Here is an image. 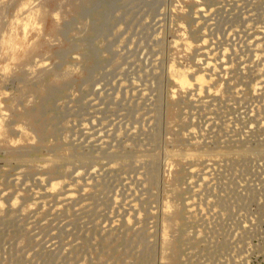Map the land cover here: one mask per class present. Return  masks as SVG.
<instances>
[{
	"label": "rangeland",
	"instance_id": "rangeland-1",
	"mask_svg": "<svg viewBox=\"0 0 264 264\" xmlns=\"http://www.w3.org/2000/svg\"><path fill=\"white\" fill-rule=\"evenodd\" d=\"M261 23L264 0H0V264H264Z\"/></svg>",
	"mask_w": 264,
	"mask_h": 264
},
{
	"label": "bare ground",
	"instance_id": "bare-ground-1",
	"mask_svg": "<svg viewBox=\"0 0 264 264\" xmlns=\"http://www.w3.org/2000/svg\"><path fill=\"white\" fill-rule=\"evenodd\" d=\"M228 1V0H227ZM241 2V1H240ZM241 4V3H240ZM236 5V4H235ZM238 6V5H237ZM250 7H252V6H250ZM249 7V8H250ZM209 8V7H208ZM206 9V8H205ZM203 10L202 9V7L200 8V10H202V12H203V14H202V16H200V17H206L208 14V12H209V10ZM210 9V8H209ZM243 9H244V7H243ZM251 9V8H250ZM237 11H238V9H236ZM252 10V9H251ZM251 10H249V11H251ZM211 11V10H210ZM201 12V11H200ZM239 12V11H238ZM243 12V14H242V16H244V14H246V13H248L247 12V10H245V11H242ZM241 12V13H242ZM199 13V12H198ZM210 14V13H209ZM213 15V14H212ZM248 15V14H247ZM251 15V14H250ZM250 15H248L247 17H250ZM199 17V16H198ZM245 17V16H244ZM242 18V17H241ZM158 19V18H157ZM197 20V19H196ZM17 21V20H16ZM204 22V21H203ZM263 23V22H262ZM261 23V26H258V27H256V28H258V29H260L261 31H259V34H257V35H252L251 33V35H249V33H247L246 31H244V34H243V36H242V38L239 40V46L240 47H251V49H253L252 47L253 46H259L260 44L259 43H261V37H259L260 36V34H261V32H264V31H262L263 29H264V25ZM245 25V22H243L242 24H240L241 26H244ZM232 25H234V24H232ZM246 29H247V31H251L250 29H251V25H249V24H247L246 26ZM255 27V26H254ZM232 28V27H231ZM238 28V27H237ZM242 28V27H241ZM233 29V28H232ZM254 29V28H253ZM233 30H235V32H237L236 30L237 29H233ZM230 33L231 32H233V36H234V31H231V29H230V31H229ZM258 32V31H257ZM242 33V32H241ZM227 34V33H226ZM240 34V33H239ZM231 35V34H230ZM262 35V34H261ZM232 36V37H233ZM227 37H229L228 36V34H227ZM206 38V37H205ZM230 39V38H229ZM186 41V40H185ZM203 41H206V39H204ZM260 41V42H259ZM11 42V41H10ZM9 42V43H10ZM16 43V42H15ZM189 43V42H188ZM188 43L187 42H184L183 44L187 47V46H189L188 45ZM258 43V44H257ZM190 44V43H189ZM204 44V43H203ZM262 44H264V43H262ZM15 45V44H14ZM13 47V46H12ZM185 47V48H186ZM189 48V47H188ZM239 48V47H238ZM256 48V47H255ZM13 49V48H12ZM208 49V48H207ZM8 50H10V49H8ZM221 50V49H220ZM209 51H210V48H209ZM222 51H223V48H222ZM243 51V50H242ZM255 51V50H254ZM254 51H252V52H254ZM251 52V53H252ZM261 52V51H260ZM221 53V52H220ZM223 53H225V50L223 51ZM254 53H256V52H254ZM262 53H264V50H262ZM206 54V53H205ZM207 54H211V53H207ZM246 54H247V52H246ZM264 55V54H263ZM71 56V55H70ZM143 56V55H142ZM204 56V55H203ZM206 56V55H205ZM208 56V55H207ZM213 56V55H212ZM249 56H251V54L249 55ZM254 56H259V54L257 55H254ZM210 57V56H209ZM214 57V56H213ZM212 57V58H213ZM217 57V56H216ZM252 57V56H251ZM256 57V58H257ZM203 58V57H202ZM211 58V57H210ZM215 58V57H214ZM213 58V59H214ZM220 58V57H219ZM249 58V57H248ZM217 59V58H216ZM215 59V60H216ZM251 59V58H250ZM148 60V59H147ZM203 60V59H202ZM217 61H219V59H217ZM217 61H216V64H217ZM215 62V61H214ZM221 62V61H220ZM219 63V62H218ZM241 64V63H240ZM203 65H205V68L207 69L208 67H212L213 66V64H212V62L211 61H205L204 62V64ZM7 66V65H6ZM45 66V65H44ZM4 67V66H3ZM214 67V66H213ZM238 67V66H237ZM241 67V66H240ZM218 68V67H217ZM220 68V67H219ZM245 69V68H244ZM203 73V72H202ZM211 73V72H210ZM169 74H170V76H171V78H172V80H174V82L176 83V85L178 86V88L181 90V91H183L184 89H186L187 87H186V85H185V81L187 80V82H188V92L189 93H191V97H194L195 98V96L196 97H199V94L200 93H207V92H210L209 90V88H208V81L205 79V77L203 76V75H199V76H197L196 75V77L193 79V80H190V79H188V77H187V74L185 75V80L183 79V71L182 70H179V69H177V70H173V69H170L169 70ZM208 75V74H207ZM212 75V74H211ZM208 77L210 78V76L208 75ZM208 78V80H209V82H210V79ZM262 79H260V81H259V83L257 82V85H255L254 87H253V90H255V89H261V91H262V89H264V79L261 81ZM211 84V83H210ZM128 86V85H127ZM210 86V85H209ZM140 89V88H139ZM126 91V90H125ZM142 91V90H141ZM183 92H185V91H183ZM143 94V93H142ZM141 94V95H142ZM194 101V100H193ZM198 102V101H197ZM1 116V115H0ZM36 119V117H31V120H35ZM27 120V119H26ZM117 120V119H116ZM23 121V120H22ZM113 122V121H112ZM119 122V121H118ZM23 123V122H22ZM117 123V122H116ZM115 123V124H116ZM1 125V124H0ZM86 125V124H85ZM250 126V125H249ZM264 126V125H263ZM1 129V128H0ZM22 129V128H21ZM87 129V128H86ZM100 129V128H99ZM108 129H110V128H108ZM20 130V129H19ZM25 130V129H24ZM128 130V129H127ZM84 131H86V130H84ZM90 131V130H89ZM117 131V130H116ZM20 132H22L23 133V129L22 130H20ZM109 132V131H108ZM118 133H120V132H118ZM38 134H39V137L40 138H43L44 137V134H45V128H43L41 125L38 127ZM101 131H98V132H95V134L93 133L92 135H90L91 137L90 138H94V137H96L97 136V138L98 137H100L101 136ZM84 135V134H83ZM112 135V134H111ZM73 136V135H72ZM75 136V135H74ZM34 137V136H33ZM87 137V136H86ZM105 137V136H104ZM104 137H103V139H104ZM60 138V137H59ZM112 138V137H111ZM117 138V137H116ZM17 139V138H16ZM81 140V139H80ZM84 140V139H83ZM91 140V139H90ZM12 141V140H11ZM66 141V140H65ZM61 142V141H60ZM85 142V141H84ZM98 142H100V141H98ZM97 141H96V143H98ZM9 143V142H8ZM16 143H18V142H16ZM102 142H100V144H101ZM82 144H84V143H82ZM81 144V145H82ZM11 146V145H10ZM25 149V148H24ZM28 150V149H27ZM43 150V149H42ZM21 154L22 152L21 151H19V150H14V152L10 155V156H12V155H18V154ZM132 153V152H131ZM61 156V155H60ZM91 156V155H90ZM13 157V156H12ZM72 158V157H71ZM13 159V158H12ZM83 160V159H82ZM39 161V160H38ZM48 161V160H47ZM69 161V160H68ZM18 162V161H17ZM57 162V161H56ZM7 163V162H6ZM43 163H44V161H43ZM79 163V162H78ZM47 164V163H46ZM45 164V165H46ZM67 164V163H66ZM48 165V164H47ZM42 167V166H41ZM96 167V166H95ZM94 167V168H95ZM44 168V167H43ZM212 168V167H211ZM89 169H93V168H89ZM98 169V168H97ZM190 169V168H189ZM188 170V169H187ZM191 170V169H190ZM189 170V171H190ZM87 171V170H86ZM95 171V169H93L92 171H91V173H93ZM106 171V170H105ZM142 171V170H141ZM193 171V170H192ZM96 173V172H95ZM83 174V172H82V170H80V169H76V171L74 172V177L77 179H79V178H82V175ZM189 175V174H188ZM135 176V175H134ZM18 177V176H17ZM136 177V176H135ZM36 178V177H35ZM139 178V177H138ZM83 179V178H82ZM15 180V179H14ZM52 182H54V181H52ZM50 183V185H49V190H52L55 186H57L58 184H59V182L57 181V182H54V183H51V181L49 182ZM61 183V182H60ZM88 183V182H87ZM39 185V184H38ZM48 187V186H47ZM46 187V188H47ZM141 187V186H140ZM67 188V187H66ZM75 188V187H74ZM84 188V187H83ZM82 188V189H83ZM126 188V187H125ZM54 191V190H53ZM3 193H4V191H2ZM133 193V192H132ZM72 197H74L73 195H72V193H71V191L69 190V188H68V190H65L63 193L62 192H60V193H58L57 195H56V199L59 201V203L60 204H62V203H64V202H68L69 200H71V198ZM189 198H191V197H189ZM13 199V198H12ZM84 199V198H83ZM136 199V198H135ZM187 199V198H186ZM16 197L14 198V200L11 202V205H10V207H12V208H14L15 209V207H16ZM126 202H125V204L124 203H122V204H124V205H127L128 206V208H129V205H130V200L129 201H127V200H125ZM190 201H192V199H190V200H188V202H187V200H186V202H184L185 203V205H186V203L188 204V206H190ZM195 201V200H194ZM35 202V201H34ZM80 202V201H79ZM58 203V202H57ZM114 203H118V199H116V197H115V199H114ZM33 204V203H32ZM84 204V203H83ZM88 204V203H87ZM121 204V205H122ZM59 206V205H58ZM80 206V205H79ZM0 208H1V201H0ZM22 208V207H21ZM29 208H30V206H29ZM83 208V207H82ZM166 209H168L169 207L168 206H166L165 207ZM191 208V207H190ZM79 209V208H78ZM77 209V210H78ZM22 210V209H21ZM1 213V212H0ZM138 214V213H137ZM65 224V223H64ZM204 227H206V228H208V226H204ZM203 227V228H204ZM51 246V245H50Z\"/></svg>",
	"mask_w": 264,
	"mask_h": 264
}]
</instances>
